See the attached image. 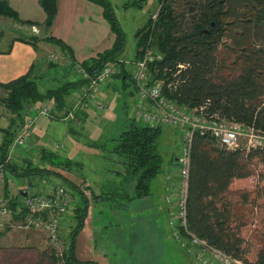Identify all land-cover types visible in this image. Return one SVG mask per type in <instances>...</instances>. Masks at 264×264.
Returning a JSON list of instances; mask_svg holds the SVG:
<instances>
[{
    "label": "trees",
    "instance_id": "obj_1",
    "mask_svg": "<svg viewBox=\"0 0 264 264\" xmlns=\"http://www.w3.org/2000/svg\"><path fill=\"white\" fill-rule=\"evenodd\" d=\"M88 1L103 8L104 17L116 37L110 50L100 54L97 59L83 63L95 75L105 66L122 58L127 39L110 0ZM145 1H136L132 7L141 9ZM158 2L162 4V9L154 29H149L152 24L150 18L135 34L137 43L134 60L142 57L141 49L153 37V46L165 57L158 63L157 70L152 71V77L173 83L172 90L165 88L170 100L187 109L205 106L210 114L264 132V0ZM39 3L46 14L44 27L50 29L58 13V0H39ZM0 15L30 26H41L36 22L21 21L18 12L3 0H0ZM2 38L3 34L0 33V41ZM44 41L55 43L74 59L71 47L64 41L55 37H48ZM25 42L36 47L38 39L34 37ZM10 51L11 48L6 52L0 51V54ZM225 52H229V55L222 60ZM180 65L185 68L180 69ZM33 72L34 69L19 79L0 83V90L6 93L0 102L15 116L10 127L15 124L18 127L5 130V141L0 146V162L8 155L16 133L23 128L31 107L51 102L55 112L62 113L66 108L67 97L84 85L82 80L76 78L44 92ZM114 78L133 81L132 73L125 66ZM139 123L133 119L120 137L113 140L109 152L123 157L127 179L136 180L135 198L143 199L152 195L153 181L162 172L163 158L159 151L162 128L155 129ZM211 142L214 141L202 136H196L193 142L187 204L189 228L244 264H264V252L258 255L256 263L249 262V245L241 232L243 224L237 218L232 200L227 198L233 182L248 176L242 159L258 158L264 162V149L230 151L210 147ZM97 147L107 151L106 145ZM40 154L38 165L24 163L20 166L12 161L6 164V180L10 176L61 177L57 170L73 174L74 166L82 167L81 164L63 160L48 149L40 150ZM119 175L123 176L121 173ZM63 182L65 187L83 198L82 205L74 211L76 226L69 233L64 258L68 264H98L94 261L82 262L76 257L77 239L88 216L90 202L81 186L66 178ZM97 197L91 195L94 202ZM17 205L10 203L14 218L20 220L24 213L17 214ZM44 256L45 260L40 264H59L62 261L52 249Z\"/></svg>",
    "mask_w": 264,
    "mask_h": 264
},
{
    "label": "rangeland",
    "instance_id": "obj_2",
    "mask_svg": "<svg viewBox=\"0 0 264 264\" xmlns=\"http://www.w3.org/2000/svg\"><path fill=\"white\" fill-rule=\"evenodd\" d=\"M110 1L126 33L127 46L122 59L131 61L136 52L135 34L152 17L150 13L156 12L159 2L146 0L140 9L131 7L140 0ZM13 32L17 36L30 35L25 27L23 30L15 28ZM36 34L41 37L46 35L39 32ZM11 37L8 34L6 39L2 38L0 48L9 47ZM27 38L31 39V37ZM54 49L57 52L47 53L48 75L45 72L43 78L38 81L44 92L48 88L56 87L57 80L68 79L63 71L64 66L68 65V74L73 73V78L77 77L70 60L59 53V48ZM228 55L229 52H225L222 60ZM54 56L57 57L56 61H53ZM127 69L133 74V66L128 65ZM114 77L112 79H115ZM124 81L115 79L111 87L102 91L100 96L106 105L103 111H98L94 104H89L88 107L75 110L74 118H67L79 103L77 91L72 92L66 99L68 110L64 118L62 115L58 118L53 115L35 116L28 111L25 122L28 116L36 119L35 126L31 129L34 140L31 146L35 151L50 149L63 160L82 165L81 168L73 167V176L85 180L90 195L99 196L94 203L96 219L100 227L107 226L105 230L101 229L97 237L96 256L99 262L104 260L106 264H200L175 241L169 225L170 219L166 218L167 214L169 215L165 190L167 176L172 174L175 182H178L179 168L175 165V161L182 151L183 132L180 129L163 127L159 137V151L163 158L162 172L153 181L154 197L150 201L156 199L160 211L155 213L146 208L134 211L130 207H125L131 204H145V207L148 202H140V199L135 198L136 180L127 179L126 169L122 164L123 157L109 152L113 147V140L119 138L136 117L139 95L132 80ZM5 96L6 93L0 90V98ZM42 106L44 105L40 107ZM14 118L15 116L0 102V132L5 133L9 128L18 129L16 124L10 127ZM139 124L143 125V123ZM18 134L16 133L17 136ZM36 139L39 140L37 144ZM97 145H106L107 151ZM57 146L59 148H56ZM210 147L220 146L216 142H211ZM26 148L15 147L13 144L10 148L12 161H15L16 154L30 158L28 155L30 152H27ZM31 163L39 164V162ZM242 165L248 176L233 182L227 198L232 200L237 218L243 224L241 232L249 245V262L256 263L258 255L264 252V162L258 158L253 160L243 158ZM52 180L53 184L62 182L57 177H53ZM9 226L6 224L7 228ZM68 226L63 229L65 235L62 236V241L66 243L69 233L76 225ZM104 248L106 253H103Z\"/></svg>",
    "mask_w": 264,
    "mask_h": 264
},
{
    "label": "built area",
    "instance_id": "obj_3",
    "mask_svg": "<svg viewBox=\"0 0 264 264\" xmlns=\"http://www.w3.org/2000/svg\"><path fill=\"white\" fill-rule=\"evenodd\" d=\"M162 4L152 15L153 30L158 20ZM148 29V30H149ZM37 32L36 29H34ZM153 37L148 40L141 49L142 57L137 60L127 61L120 59L116 63L109 64L98 73L92 75L82 63L73 65L76 76L84 82L81 87L79 103L67 118H74V111L82 107L94 104L95 109L103 111L106 108L101 99L104 87L115 75L121 73L123 66H133V81L138 92L139 99L136 105V121L151 128L173 127L180 129L182 135L181 155L175 161L179 168L178 182L172 174L166 179V202L170 212L169 225L175 241L189 254L193 255L200 264H244L233 258L220 248L211 245L208 240L201 238L189 228L188 224V196L191 169V155L193 142L196 136L212 139L221 148L230 151L241 149L249 152L252 149H264V132L245 124L228 121L217 114H210L205 106L187 109L170 100L166 90L173 88V83H167L166 79H154L152 71L157 70L158 63L164 60V54L152 44ZM53 61L57 57H52ZM180 69L185 66L180 65ZM30 113L39 116H52L50 106H33ZM35 120L27 118L23 128L14 140L15 147H25L31 139V129L35 126ZM6 134L0 132V146L5 141ZM12 161V153L9 151L3 162H0V187L6 185V164ZM76 194L65 186H58L49 193H27L23 201L17 206V214L23 212L22 219L16 221L11 201L0 195V217L9 220L10 225L24 230H34L46 235L50 249L54 251L62 261L59 264H68L65 260V245L62 241V221L70 211L75 201ZM16 222V223H15Z\"/></svg>",
    "mask_w": 264,
    "mask_h": 264
},
{
    "label": "crops",
    "instance_id": "obj_4",
    "mask_svg": "<svg viewBox=\"0 0 264 264\" xmlns=\"http://www.w3.org/2000/svg\"><path fill=\"white\" fill-rule=\"evenodd\" d=\"M3 1H6L11 8L18 12L21 21H32L39 23L41 26H30L21 22H17L12 18L0 15V33L3 34V38L5 39L8 34L12 36L10 38L9 47L0 48L1 52H6L11 48L9 53L0 54V83H9L19 79L28 75L33 69V76L37 78L36 80L38 82L39 79L41 80L46 74L45 72H47V53L55 51L54 48H59V53L61 52L60 54H62L64 58L70 60V65L73 67L75 63L83 64L93 59H97L100 54L110 50L114 45L116 37L112 32L109 22H107L104 17L103 8L88 0H58V13L53 22V26L50 29H46L44 27L46 14L39 3V0ZM153 14L154 13H150V16ZM24 27L28 29V32L30 33L29 36H17L13 32L15 28L23 30ZM34 29H36L37 32H35ZM38 32L40 34L44 33L46 35L41 37L40 35L36 34ZM27 37H31V39ZM34 37L38 39L36 47L25 42L32 40ZM48 37L60 39L70 46L72 49V54L74 55V59H72L70 55L63 52V50L55 43L44 41V39ZM132 60H134V57ZM68 69V65L63 67V71L68 76L66 77L68 79L57 80V85L63 83L66 80L73 81L77 78H73V73L72 75L68 74ZM113 83L114 79H112L104 87L103 91L106 88L111 87V84ZM80 90L81 88L76 90L77 95H79ZM41 105L50 106L51 114L54 117H58L59 115L64 117L66 115L65 113L67 112L66 110H68L67 104L65 110L62 113L55 112L54 105L51 102L38 104V106ZM28 111L30 113V110ZM76 120L79 122L82 121L81 119ZM33 141V137L31 136L30 141L28 142L27 146H25L27 147L26 149H28L27 152H30L28 153L30 158L20 157L18 154H16L15 161L12 162L20 166H22L24 163L28 164V162H39L41 158L40 150L35 151L33 149L31 146ZM35 143H39V140L36 139ZM25 147L21 148L24 149ZM56 148L59 147L57 146ZM48 150L50 151V149ZM48 168L52 169L51 167ZM57 171L61 175V177L57 178L62 180V182L58 184H53L52 177L17 178L10 176L7 181V187H0V195L9 199L13 203H18V205H20L23 201V197H25L27 193H49L54 191L58 186H65V183L63 182L64 178L74 182L76 185L81 186V190L89 200L90 204L84 227L77 239L76 257L82 262L94 261L98 264H106L104 260L101 262L97 260L96 243L101 229L105 230L107 226L100 227L101 225L98 224L99 222H97L94 205L95 202L92 200L90 192L87 189L88 184H83V180H80L78 177H74V174L62 170ZM75 197L76 198L72 208L64 216L62 221V236L65 235V233H63V229L65 230V227L68 226L69 223L70 226L68 227L76 225L74 211L77 207L82 205L83 198H81V196L77 193ZM153 197L154 195L152 194L149 197L140 199V202H148L146 203L147 206L145 207L144 203H141L144 205L131 204L125 205V207H130L131 210L134 209V211L146 208L155 213L159 212L160 207L156 203V199H152L150 201V199ZM168 217L170 218V212L169 215L167 214L166 218ZM16 221H19V219ZM6 224L10 225L9 220L0 217V262H2V264H40L45 260L44 255L47 251H49L50 244L44 233L34 230H24L12 225L7 228ZM64 245H66V242H64ZM103 253H106L105 248Z\"/></svg>",
    "mask_w": 264,
    "mask_h": 264
},
{
    "label": "bare ground",
    "instance_id": "obj_5",
    "mask_svg": "<svg viewBox=\"0 0 264 264\" xmlns=\"http://www.w3.org/2000/svg\"><path fill=\"white\" fill-rule=\"evenodd\" d=\"M53 112V111H52ZM69 122V121H68Z\"/></svg>",
    "mask_w": 264,
    "mask_h": 264
}]
</instances>
